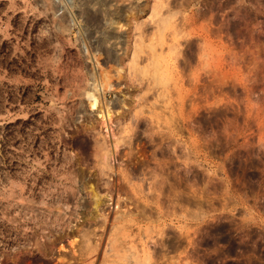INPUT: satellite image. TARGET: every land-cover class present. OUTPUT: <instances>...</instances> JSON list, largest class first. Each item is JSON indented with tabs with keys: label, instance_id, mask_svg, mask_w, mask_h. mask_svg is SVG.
<instances>
[{
	"label": "rangeland",
	"instance_id": "374dc122",
	"mask_svg": "<svg viewBox=\"0 0 264 264\" xmlns=\"http://www.w3.org/2000/svg\"><path fill=\"white\" fill-rule=\"evenodd\" d=\"M121 212L124 264H264V0H0V264H115Z\"/></svg>",
	"mask_w": 264,
	"mask_h": 264
},
{
	"label": "bare ground",
	"instance_id": "6f19581e",
	"mask_svg": "<svg viewBox=\"0 0 264 264\" xmlns=\"http://www.w3.org/2000/svg\"><path fill=\"white\" fill-rule=\"evenodd\" d=\"M167 1H168V0H167ZM166 3H167V2H166ZM162 4H163V3H162ZM157 6H158V5H157ZM166 6H167V5H166ZM154 7H155V6H154ZM168 7H169V6H167V9H168ZM156 8H157V7H156ZM158 9H159V8H158ZM159 10H160V9H159ZM170 11H171V10H170ZM154 12H155V11H154ZM160 12H161V11H160ZM155 13H156V12H155ZM158 13H159V11H158ZM151 14H152V13H151ZM160 14H161V13H160ZM153 15L155 16V14H153ZM164 15H165V14H164ZM164 15H163V16H164ZM167 15H168V14H167ZM156 16H157V15H156ZM152 17H153V16H152ZM165 17H166V16H165ZM161 18H162V17H161ZM168 18H169V17H168ZM153 20H154V19H153ZM162 20H163V19H162ZM162 20H159V19H158V20L155 21V23H157V22H159V21H162ZM164 21H165V20H164ZM162 22H163V21H162ZM162 22H160V24H161ZM164 23H165V22H164ZM164 23H162V24H164ZM162 24H161V25H162ZM156 25H158V23H157ZM164 25H165V24H164ZM168 26H169V25H168ZM157 27H158V26H157ZM159 28L161 29L162 27H159ZM154 30H155V29H154ZM158 30H159V29H158ZM159 31H160V30H159ZM143 33H144V32H143ZM112 35H113V34H112ZM139 36H142V32H141V35H139ZM113 37H114V36H113ZM140 38H141V37H140ZM117 39H118V38H117ZM141 39H142V38H141ZM142 40H143V39H142ZM147 40H148V38H147ZM115 41H117L116 38H115ZM115 41H114V42H115ZM118 42H119V41H118ZM120 43H121V42H120ZM139 43L141 44V42H139ZM148 43H149V42H148ZM101 45H102V44H101ZM101 45H100V46H101ZM115 45H116V44H115ZM147 45H148V44H145V46H147ZM111 46H112V45H111ZM118 46H119V44H118ZM145 46H144V47H145ZM112 47H113V46H112ZM112 47H111V48H112ZM148 47H149V46H148ZM113 48H115V47H113ZM118 48H120V47H117L116 49H118ZM137 48H138V47H137ZM149 48H150V47H149ZM138 49H139V50H142V48H140V47H139ZM152 49H153V48H152ZM108 50H110V49H108ZM135 50H136V48H135ZM139 50H138V51H139ZM106 51H107V50H106ZM107 52H108V58H109L108 61H109V60H110V61L115 60V59L112 60V58H111V54H110V51H107ZM141 52H143V51H141ZM133 54L135 55V57H134V55L132 56V57L134 58V60H136L137 58H139V56L137 55V52H136V51L133 52ZM142 54H143V53H142ZM136 55H137V56H136ZM143 56H144V55H143ZM136 57H137V58H136ZM135 58H136V59H135ZM139 59H140V58H139ZM146 59H147V58H146ZM131 60H132V59H131ZM134 60H132V61L135 62ZM148 60H150V59H148ZM152 61H153V60H152ZM130 62H131V61H130ZM137 62H138V60H136L135 63H132L131 66L134 65L133 68H135V65L139 63V62H138V63H137ZM110 63H111V62H110ZM113 63H115V62H113ZM113 65H114V64H113ZM138 65H139V64H138ZM153 65L155 66V64H153ZM156 65H157V64H156ZM158 66H159V65H158ZM114 67H115V65H114ZM146 67H147V66H146ZM112 69H113V68H112ZM115 69H116L115 71L119 72V71H118V67L115 68ZM130 69H131V67H129V70H130ZM138 69H139V68H138V66H137V67H136V70L139 71L140 69H139V70H138ZM132 70H133V69H132ZM132 70H131V71H132ZM143 71H144V70H143ZM147 71H148V70H147ZM155 71H156V70H155ZM134 72H136V71H133V73H134ZM151 72H152V71H151ZM151 72H149V73H151ZM129 73H130V72H129ZM137 73H138V72H137ZM117 74H118L117 77H119V78L122 77V75H120V73H117ZM145 74H146V73H145ZM145 74H144V72H142V71L140 72V71H139L138 75L135 74V75H136V76H135V75L133 74V76H134V78L136 77V79H140V81H141V80H143L142 78H143V75H145ZM153 74H154V73H153ZM153 74H152V76H153V79H154L155 75H153ZM155 74H156V73H155ZM104 75H105V74H104ZM104 75H103V76H104ZM106 75H107V73H106ZM106 75L104 76V78H106V79L103 78V79L101 80V82H102V84H103V86H104L103 88H105V90H106V88L109 87V84H110V83H109V82H110L109 80H110V78H112V76H111V77L108 76L109 73H108V75H107L108 77H106ZM150 75H151V74H150ZM165 75H166V74H165ZM137 76H138V77H137ZM139 76H140V78H139ZM145 76H146V75H145ZM155 78H156V77H155ZM158 79H159V78H158ZM158 79H156V80H158ZM148 80H149V79H148ZM151 80H152V79H151ZM154 81H155V80H154ZM159 81H160V80H159ZM151 82H152V81H151ZM148 84H149V83H148ZM92 86H93V85H92ZM93 88H95V86H94ZM93 88H92V89H93ZM93 92H94V91H93ZM93 92H92V93H93ZM92 93H88V94H87V95H88V99H89V101H88L89 104H88V105L94 107V106H96V103H97L96 98H98V96H95V93H93V94H92ZM100 110H101V106H100ZM122 140H123V139H122ZM98 147H99V145H98L96 148H98ZM105 149H106L105 151L108 152V151H107V147H106ZM99 150H100V151H103V148L100 147ZM97 151H98V150H97ZM97 151H96V154H97ZM98 154H99V151H98ZM102 154H103V153H101V156H102ZM104 155H105V153H104ZM104 155H103V156H104ZM95 156H96V155H95ZM103 156H102V157H103ZM97 157H98V156H97ZM100 160H101V158H100ZM101 163H102V161H101ZM99 164H100V163H99ZM112 169H113V168H112ZM109 170H111V168H110V166H109L107 163L104 162V163H102V164L100 165V170H99L100 175H104L105 172H107V171L109 172ZM53 171H54V170H53ZM112 171H113V170H112ZM122 172H124V171H122ZM158 172H159V171H158ZM125 173H126V172H125ZM125 173H123V174L121 173V174H122V176L126 179V177H125V176H126ZM154 174L156 175V173H154ZM107 175H108V174H107ZM158 175H159V173H158ZM158 175H156L157 180H158V177H157ZM161 175H162V174H161ZM59 176H60V175H59ZM127 176H129L128 173H127ZM152 176H153V174H152ZM159 177H160V175H159ZM154 178H155V176L153 177V179H154ZM156 178H155V179H156ZM164 178H165V177H164ZM122 179H123V178H122ZM153 179H152V181H153ZM161 179H162V177H161ZM126 180H127V179H126ZM162 180H163V181H166L165 179H162ZM52 182H53V181H52ZM155 182H156V181H155ZM83 183H84V182H83ZM152 183H154V181H153ZM159 183L162 185L164 182H163V183H162V182H159ZM159 183H158V181H157V185H158ZM51 184H52V183H51ZM160 184H159V185H160ZM107 185H108V184H107ZM109 185H110V183H109ZM154 185H155V184H153L152 186L154 187ZM89 186H91V185H89ZM137 186H138V185H137ZM152 186H151V187H152ZM155 186H156V185H155ZM162 186H163V185H162ZM162 186H161V188H163ZM85 187H86V186H85ZM138 187H139V186H138ZM140 187H141V186H140ZM156 187H157V186H156ZM156 187H155V189H156ZM82 188H83V186H82ZM159 188H160V186L158 187V190H159ZM92 189H93V188H91V190H90L89 192L86 190V188L82 191V192H84V193H83V196L80 198L81 201H80V199L77 200V196H78L79 194L82 193L81 190H80L79 192H72V194H71V192H70L71 195H70L69 197H71V200L68 199L69 197L66 195V196H67V200L62 198L63 200H62V204H61V205H65L66 208H67V210H68V208H69V213H68V214H65V212H64V213H62V214H59V213L63 212V210H62L61 206L59 205L60 203H59V201H58L59 204H58V206H56L58 209L55 208L54 206H53V207L55 208V210H58L59 212H58V211H57V213H56V211H55V212H50L51 215H52V219H49V220H50V221L52 220V222L54 221V222L57 224L56 226H58V227H60V228H61V227H62V228H66V226H68V225H67V220H69V219L71 218V216H72V217H76V215H78L79 212H81L82 214H83V213H86V214L92 215L91 208H92V210L94 209L93 212H96L97 209H98V207H99V205H101L100 203H101V201H102V199H100V196L98 197V195H97L98 193H96L95 190H94V189L92 190ZM136 189H137V188H136ZM136 189H135V190H136ZM139 189H140V188H139ZM139 189L136 190L137 193H138ZM108 191H109V190H108ZM153 191H154V190H153ZM159 191H160V190H159ZM161 191H162V190H161ZM48 192H49V191H48ZM140 192L142 193V191H140ZM154 192H156V191H154ZM157 192H158V191H157ZM157 192H156V193H157ZM159 193H160V192H159ZM64 194H65V193H64ZM161 194H162V192H161ZM139 195H141V194L139 193ZM139 195H138V196H139ZM51 196H52V195H51ZM142 196H143V195H142ZM62 197H63V196H62ZM139 197H140V196H139ZM53 198H56V197L54 196ZM65 198H66V197H65ZM140 198H141V197H140ZM144 198H145V196H144ZM144 198H143V199H144ZM146 198H147V197H146ZM46 199H47V198H46ZM60 199H61V197H60ZM60 199H59V200H60ZM41 202H42V201H41ZM48 202H51V201L48 200ZM55 202H56V201H55ZM55 202H54V203H55ZM42 203H43V202H42ZM52 203H53V201H52ZM146 203H147V200H146ZM43 204H44V203H43ZM50 204H51V203H50ZM56 204H57V203H56ZM56 204H55V205H56ZM51 206H52V205H51ZM43 207H44V206H43ZM117 207H118V206H117ZM49 208H50V206H49ZM54 208H53V209H54ZM135 208H136V207H135ZM40 209H41V208H40ZM50 209H51V208H50ZM136 209H137V211H138V208H136ZM23 210H24V209H23ZM45 210H47L46 207H45ZM45 210H44V211H45ZM77 210H78V211L80 210V211L77 212ZM139 210H141V209H139ZM49 211H50V210H49ZM124 211H125V210H124ZM143 211H144V210H143ZM143 211L141 212L142 215H143ZM34 213H35V211H34ZM50 213H49V214H50ZM81 213H80V214H81ZM90 213H91V214H90ZM99 213H101V212H99ZM121 213L124 214L125 217L121 218L120 215H119L118 217H119L120 219H117V220H116V219H113V220H114V223H113L112 225L114 226V229L110 228V229L112 230V231H111L112 233L110 232V233H111V235H110L111 237L109 238V239H110V246H109V248L111 247L110 249H111L112 251H111V250H110V251H111L112 253L114 252V249H116L117 247H119L118 251L121 250L120 248H122V245L124 244V243H123V242H124V239H125L126 236H127V235L124 234L125 231L128 232V230H129V229L131 230V228H133V226H134V220L131 219V218H133V217H131V218H127V217H126V216L128 215L127 213H123V212H121ZM121 213H120V214H121ZM128 213H129V212H128ZM40 214H41V212H40ZM95 214H96V213H95ZM117 214H118V213H117ZM125 214H127V215H125ZM29 215H30V214H29ZM46 215H48V214H46ZM51 215H49L50 218H51ZM97 215H98V212H97ZM101 215H102V214H101ZM105 215H106V214H105ZM105 215H104V216H105ZM108 215H109V214H107V216H108ZM129 215H130V213H129ZM129 215H128V217H129ZM137 215H138V213H137ZM145 215H146V213H145ZM145 215H144V217H146V218H144V217L142 216V217H143L142 219H147V218H148V217L145 216ZM33 216H34V215H33ZM66 216H67V217H66ZM78 216H79V215H78ZM98 216H99V215H98ZM104 216H102V217H104ZM131 216H132V215H131ZM100 217H101V216H100ZM118 217H117V218H118ZM26 218H28V217H26ZM46 218H47V216H46ZM48 218H49V217H48ZM104 218H105V217H104ZM139 218H140V217H139ZM139 218L137 217V218H135V220H136V219L139 220ZM88 219H89V218H88ZM102 219H103V218H102ZM105 219H106V218H105ZM105 219H104V220H105ZM115 220H116V221H115ZM107 221H108V220H107ZM140 221H141V220H140ZM41 222H42V221H41ZM52 222H51V223H52ZM135 222H136V221H135ZM51 223H50V225L52 226L53 224H51ZM105 223H106V221H105ZM103 224H104V223H103ZM135 224H137V223H135ZM56 226H54V229H55ZM64 226H65V227H64ZM113 226H111V227H113ZM52 227H53V226H52ZM58 227H57V228H58ZM138 227H139V226H138ZM45 228H46V227H45ZM140 228H141V227H140ZM47 229H49V228H46V232H47ZM58 229H59V228H58ZM134 229H135V228H134ZM50 230H51V229H49L48 234H50V233L52 232V231H50ZM79 230H80V229H79ZM86 230H87V229H86ZM132 230H133V229H132ZM132 230H131V231H132ZM140 230H141V229H140ZM140 230H137V231H139V233H140ZM56 231H57V230H56ZM58 231H59V230H58ZM83 231H85V230H83ZM88 231H89V230H88ZM131 231L129 232V234L126 232V233L128 234L127 237H129ZM142 231H146V229H143ZM44 232H45V231H44ZM86 232H87V231H86ZM86 232H85V233H82L81 235H80V233H81V232H80L79 235L82 237V239L87 237V239H85V240L87 241L88 238H90V237H88V234H87ZM89 232H90V231H89ZM91 232H92V231H91ZM146 232H147V231H146ZM57 233H58V232H57ZM137 233H138V232H137ZM139 233H138V234H139ZM141 233H142V232H141ZM48 234H47V235H48ZM51 234H52V233H51ZM51 234H50V235H51ZM89 234H90V233H89ZM80 236H79V237H80ZM138 236H139V235H138ZM81 237H80V238H81ZM131 237H132V236L130 235V238H127V239H131ZM91 238H92V237H91ZM91 238H90V240H89L90 242H91ZM82 239H81V242L84 241V239H83V240H82ZM109 239H108V240H109ZM127 239H125V240H127ZM132 239H133V238H132ZM132 239H131V240H132ZM86 241H85V242H86ZM89 241H87L86 243H85V242H82V244H84V245H86V246H82V247L84 248V250H83L84 252L82 251L83 253H81L80 251H78V252H80V256H81V257L86 256V255H87V257H88V255L92 254V253L97 249L96 247L99 246V243H98V246H97V245H93V244H91V245H93L94 247H93V246H90V245H89V244H90ZM122 243H123V244H122ZM72 244H74V243H73V242H70V245H72ZM82 244H81V245H82ZM94 244H96V243H94ZM111 244H112V245H111ZM125 244H126V245H124V246H127V245H128L126 242H125ZM72 246H74V245H72ZM112 246H113L114 248H112ZM120 246H121V247H120ZM124 246H123V247H124ZM173 246H174V245L172 244V247H173ZM82 247L80 246V250H81ZM128 247L131 248V247H133V246L131 245V246H128ZM83 248H82V249H83ZM129 248H128V249H129ZM173 248H174V247H173ZM122 249H124V248H122ZM133 249H134V248H133ZM171 249H172V248H171ZM73 250H74V249H73ZM125 250H126V247H125V249H124V252L122 251V252L124 253L123 255H125ZM134 250H135V249H134ZM110 251H109V252H110ZM130 251H131V250H130ZM142 251H143V250H142ZM168 251H170V250H168ZM171 251H172V250H171ZM174 251H175V250H174ZM74 252H75V251H74ZM95 252H97V251H95ZM116 252H117V249H116ZM131 252L134 253L135 251H131ZM146 252H147V251H146ZM146 252H145V253H146ZM148 252H149V251H148ZM119 253L122 254L121 251H120ZM127 253H128V255L130 254L129 250H127ZM138 253H139V252H138ZM160 253H161V252H160ZM113 254H114L113 256H115V257L117 258V260H118V259L123 260L122 258H124L123 255L119 256L118 253L115 254V252H114ZM94 255H95V254H94ZM116 255L119 256V258H118ZM128 255L126 254L125 256H128ZM130 255H132V254H130ZM136 255L138 256L137 253H136ZM136 255H135V257H136ZM144 255H145V254H144ZM161 255H164V254L162 253ZM161 255H159V254L157 253V256H161ZM78 256H79V254H78ZM109 256H110V255H109ZM111 256H112V255H111ZM150 256H156V254L154 255V253H153V255L150 254ZM164 256H165V255H164ZM164 256H162L161 258H162V259L166 258V256H165V257H164ZM91 257H92V256H91ZM129 257H130V256H129ZM129 257H128V260H129ZM133 257H134V256H133ZM135 257H134V258H135ZM171 257H172V256H171ZM83 258H84V257H83ZM83 258H82V259H83ZM116 258H115V259H116ZM134 258H133V260H134ZM139 258H140V259H139ZM155 258H156V257H155ZM161 258H160V259H161ZM89 259H91V258H89V257H88V259L85 258V259H83V261H84V260L88 261ZM106 259H107V258H106ZM124 259H127V257L124 258ZM136 259H139V261H134L135 264H136L137 262H138V263L140 262L141 257H137ZM150 259H152V261H153V260H154V257H153V258H150ZM157 259H159V257H157L155 260L157 261ZM160 259H159V261H160ZM162 259H161V260H162ZM104 260H105V259H104ZM113 260H114V259H113ZM117 260H116V261L114 260V261H115V264H117V263H116ZM121 260H118L119 262H121V263L118 262V264H124L123 262L126 261V260H125V261H124V260L121 261ZM128 260H127V262L130 261V260H129V261H128ZM142 260H143V259H142ZM155 260H154L153 262H150V263H151V264H152V263L158 264V261H157V263H156ZM168 260H169V259H167V264L170 263V261L172 260V258H171L170 261H168ZM146 261H149V257H148V255H147V257H145V260H144L143 262H142V261H141V262H142V264H145ZM91 262H92V261H91ZM109 262H110V261L108 260V263H109ZM144 262H145V263H144ZM92 263H93V262H92ZM111 263H114V262L111 261ZM129 263H130V262H129ZM175 263H176V262H175ZM106 264H107V263H106ZM125 264H126V263H125ZM140 264H141V263H140ZM146 264H147V263H146ZM170 264H171V263H170ZM172 264H174V263L172 262Z\"/></svg>",
	"mask_w": 264,
	"mask_h": 264
}]
</instances>
